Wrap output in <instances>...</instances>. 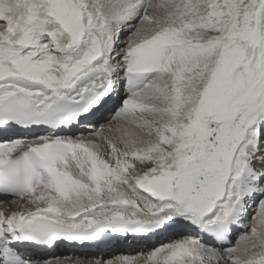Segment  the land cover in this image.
Listing matches in <instances>:
<instances>
[{"label": "snow or ice", "instance_id": "1", "mask_svg": "<svg viewBox=\"0 0 264 264\" xmlns=\"http://www.w3.org/2000/svg\"><path fill=\"white\" fill-rule=\"evenodd\" d=\"M0 204V264H264V0H0Z\"/></svg>", "mask_w": 264, "mask_h": 264}, {"label": "bare ground", "instance_id": "2", "mask_svg": "<svg viewBox=\"0 0 264 264\" xmlns=\"http://www.w3.org/2000/svg\"><path fill=\"white\" fill-rule=\"evenodd\" d=\"M4 207H8L10 209H14L16 208V205H12V204H8V205H3L0 204V208H4ZM115 251L117 252H123L125 254H133V250H129L126 246H120L119 248H117ZM141 250H139L138 252H140ZM137 252V253H138ZM57 255H66V256H74V255H81L79 252L73 251V250H68V249H58L57 250Z\"/></svg>", "mask_w": 264, "mask_h": 264}]
</instances>
